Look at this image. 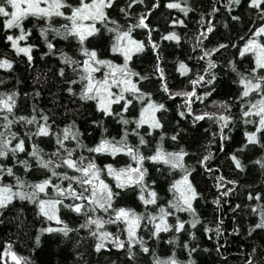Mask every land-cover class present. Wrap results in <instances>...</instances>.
I'll list each match as a JSON object with an SVG mask.
<instances>
[{
	"label": "snow or ice",
	"instance_id": "snow-or-ice-1",
	"mask_svg": "<svg viewBox=\"0 0 264 264\" xmlns=\"http://www.w3.org/2000/svg\"><path fill=\"white\" fill-rule=\"evenodd\" d=\"M217 2L213 0L209 16L219 11ZM246 2L249 9L255 10L259 24L253 20L248 35L239 38L243 41L238 48L240 62L248 59L250 66L241 69L236 61L228 62L231 72L235 73L232 82L237 86L238 94L229 100L213 101V111H208L206 106V110L197 113L193 105L196 102L203 104L216 90L218 64L213 57L229 47L225 43L212 49L203 46L215 30L212 20L205 21L203 14L199 23L204 30L195 37L193 47L194 52L199 50L201 54L189 59L205 64L194 69L180 61L177 71L190 78L184 88L172 91L165 69L161 67L160 45L152 38L156 29L147 22L152 11L160 7L159 0L136 16L134 23L126 24L110 15L109 10L117 0H0V34L10 51L16 57L25 58L29 68L33 67V53L39 50L40 44L31 41L34 32L38 33L46 49L40 58L55 56L58 59L61 66L54 74L66 85L64 90L85 104L91 102L95 113L100 114L91 120L92 126L100 129L99 138L89 145L74 120L60 127L53 115L37 103L30 106L28 114H19L20 93L0 91V216L17 201L27 202L35 206L37 217L46 225L38 229L36 245L44 235L59 234L71 240V234L78 235L85 230L95 242L93 248L97 253L109 250L111 245L116 250H124L131 262L142 253L150 257L151 264H183L175 252V246H182L190 258L187 264H196L191 257L198 246L188 242L181 244L180 239V234L185 233L195 240L196 233L192 230L203 224L196 207V202L201 199L194 183L196 168L186 162V157L191 154L179 145L183 130H177L171 136L163 131L164 114L169 108L144 90L142 82L150 80V76L135 69L134 57L138 58L151 48L156 57L153 75L160 82V90L170 100L181 99L177 105V115L181 119L191 117L193 126L205 120L212 122L216 131L210 132V136L220 139L221 151L223 143L230 139L225 130L230 132L237 121L245 126L244 142L230 156L235 169L244 172L247 165L240 154L250 146L264 150V0ZM138 4H145V0H127L119 12L131 21V9ZM239 5L241 0H228L225 7L231 11L233 6ZM165 7L176 9L185 17L194 11L188 0H169ZM239 19L232 16V20ZM172 25L186 26L180 19H174ZM137 29L147 32L146 40L136 38ZM161 39L181 42V36L175 31ZM105 43L111 58H106L101 51ZM61 44H66L71 51H65L59 46ZM231 46L238 47L235 43ZM13 69L14 61L0 52V70L11 72ZM36 80L39 82V74ZM4 83L0 79V85ZM205 88L208 90L198 93V89ZM40 94L36 90L33 100ZM237 106L238 112L234 114L233 108ZM134 112L137 114L133 115ZM109 119L119 125L116 135L110 133L106 124ZM157 134L158 139L154 141ZM45 139L53 145L50 151L41 147ZM167 141L174 142V150L165 146ZM211 143L210 140L209 145ZM119 157L126 160L121 163ZM211 157L209 152L197 161L207 172L213 171L207 164ZM101 158L107 162H101ZM252 163L264 171V156ZM216 179L218 191L225 189L219 192L220 197L235 191L227 185H236L237 181L226 180L223 175ZM164 181H167L166 190ZM131 195L139 201L143 211L118 203ZM247 199L258 202L251 206V212L258 217L248 232L251 236L256 230H264V196L249 192ZM214 203L219 205L220 200ZM240 207L237 204L235 209ZM62 209L81 218L78 227L70 226L62 218ZM182 214L189 218H183ZM222 223L217 222L214 229L204 226L203 230L206 234L214 231L219 237ZM109 226H115V231ZM169 233L172 235L164 243L174 248L165 258L157 253L155 243L162 240V234ZM149 241L153 243L150 245ZM79 242L78 239L77 246ZM257 252L253 247L245 264H256ZM260 255L264 256V252ZM9 261L35 264L31 256L14 251L12 243L6 244L0 252V264H9Z\"/></svg>",
	"mask_w": 264,
	"mask_h": 264
},
{
	"label": "trees",
	"instance_id": "trees-1",
	"mask_svg": "<svg viewBox=\"0 0 264 264\" xmlns=\"http://www.w3.org/2000/svg\"><path fill=\"white\" fill-rule=\"evenodd\" d=\"M154 2L155 0H145V4L133 6L131 21L119 12V8L125 6L127 0H117L116 5L109 11L112 18L117 19L121 24L134 23L136 16L150 9ZM159 2L160 7L152 11L147 22L152 28L156 29L152 33V38L160 45V55L162 57L160 63L161 67L165 69L171 90L176 91L184 88L190 78L181 76L177 71L180 61H184L194 69H199L205 64L204 61L197 64L194 59H189V57L201 54L199 50L194 52L193 47L195 37L200 31L204 30L199 23L201 14H203L205 21L212 20L215 29L208 35L203 46L212 49L220 43H225L229 47L222 49L213 57L218 64L215 70L217 76L214 85L215 92L203 104L196 102L193 105L194 111L197 113L202 112L206 110V106L208 111H213V101H225L234 98L238 94V88L232 82L235 79V73L231 72L228 62L236 61L241 69L250 66L248 59H245L242 63L240 62L238 48L243 44V41L239 38L248 35L253 20H256L255 10L247 7L246 0H241V5L233 6L232 10L229 11L225 7L228 0H218L216 7L219 11L209 16V13L212 12L213 0H188L194 11L189 12L188 16L185 17L178 10L165 7L169 0H159ZM232 16H238L240 19L238 21L232 20ZM174 19L184 20L186 26L176 25L174 27L172 25ZM256 23L258 25L259 21L256 20ZM28 26L31 27V24ZM171 31H175L181 36L180 44L161 39L163 35ZM134 35L137 39L146 40L147 32L137 29ZM31 42L40 44V48L33 53L35 56L34 66L29 68L25 58L16 57L4 44L3 36L0 34V52L6 53L14 61V69L11 72L0 70V79L5 81L4 84L0 85V91L10 92L15 90L20 93L18 100L19 114H28L30 106L37 103L40 108L53 115L60 127H64L74 120L84 133L85 142L89 145L94 144L99 138L100 129L94 128L91 120L98 118L100 114L95 113L94 105L91 102L85 104L78 98L69 96L64 90L66 85L62 83L61 78L54 74L61 66L58 59L55 56L45 57L43 60L40 58L46 49L39 40L38 33L34 32ZM233 43L237 44L238 47L233 48L231 46ZM59 46L65 51H71L66 44ZM106 48L107 43L101 46V51L106 58H111ZM117 62L122 61L117 59ZM155 64L156 57L151 48L138 58L134 57L133 66L135 69L141 74L150 76V80L142 82L144 90L151 92L154 100L165 103L169 108V112L164 114L165 128L163 131L171 136L177 130H183L181 131L179 145L184 146L191 154L186 157V162L196 168L194 183L201 193V199L196 202V207L203 224L199 225L196 230H192L196 233L195 240H191L187 234L181 233V244L188 242L190 245L198 246L197 252L191 257L195 259L196 264H245V260L253 247L258 250L256 264H264V256L260 255L261 252H264V230H256L251 236L248 235L251 227L258 220V217L251 212V206H255L258 202L247 199L249 192L253 194L259 192L264 196V171L258 165L252 163V161L264 156V150L257 146H250L248 150L240 154L242 161L247 165L246 170L240 172L235 169L230 156L236 153L244 142L245 126L237 121L230 132L227 129L225 130L230 139L223 143V151H221L220 139L210 136V132L216 131V127L212 122L205 120L193 126L191 117L181 119L177 115V105L182 101L179 97L170 100L160 90V82L153 75ZM38 74L39 82L36 80ZM36 90H39L41 94L34 101L32 97ZM207 90L206 88L198 89V93ZM237 112L238 106L233 108V113L236 114ZM135 114L137 113L134 112L133 115ZM106 124L110 133L116 135L119 125H116L111 119L107 120ZM248 127L250 129L251 126ZM205 129L209 131H205ZM155 139H158V134L153 138L154 141ZM210 140L212 143L209 145ZM165 146L169 150H174L176 147L174 142L171 141H167ZM41 147L45 148L46 151H50L53 145L45 139ZM209 152L212 153V157L207 164L213 169L212 172L205 171L197 163L202 156L207 155ZM118 160L123 163L126 158L119 157ZM101 162H107V159L101 158ZM155 175L159 176V173ZM220 175H223L226 180L237 181L236 185H227V188H235V191L229 196L220 197L219 195V192L225 190L221 188L218 191L216 187V178ZM163 184L166 190L167 181H164ZM161 194L164 195V190ZM217 199L220 200L219 205L214 203ZM118 203L122 206L143 211L134 195L126 200H120ZM237 204L241 205L239 209H235ZM182 215L185 219L189 218L186 214ZM61 216L72 227H78V224L82 222L81 218L66 209H62ZM219 221L223 222L221 225L222 235L217 237L214 231L207 234L204 232V226L214 229ZM44 226L46 225L42 218L36 215L34 205L17 201L5 211L3 216H0V252H3L6 244L12 243L14 251L21 255L31 256L35 264H151L150 257L142 253H139L136 260L131 262L124 250H116L111 245H109V250L95 252L93 248L95 242L88 237L85 230H81L78 235L76 233L71 234V240L65 239L59 234L44 235L41 236L40 244L36 245L35 238L39 235L38 229ZM109 229L115 231V226H109ZM171 235V233L162 234V240L155 243V249L161 257L166 258L173 251L174 246L164 243ZM209 236H211V239ZM145 238L147 239V235ZM78 239L80 241L79 246L76 243ZM152 243V241H149L150 245ZM175 252L177 258L183 264H187L190 259L187 251L182 246H175ZM9 264H12V262L9 261Z\"/></svg>",
	"mask_w": 264,
	"mask_h": 264
}]
</instances>
